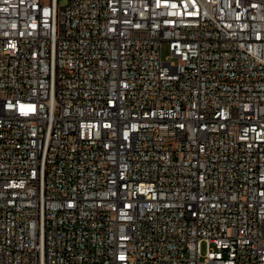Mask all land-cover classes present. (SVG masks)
<instances>
[{
  "label": "built area",
  "instance_id": "2783aa9c",
  "mask_svg": "<svg viewBox=\"0 0 264 264\" xmlns=\"http://www.w3.org/2000/svg\"><path fill=\"white\" fill-rule=\"evenodd\" d=\"M0 264H264V0H0Z\"/></svg>",
  "mask_w": 264,
  "mask_h": 264
},
{
  "label": "rangeland",
  "instance_id": "374dc122",
  "mask_svg": "<svg viewBox=\"0 0 264 264\" xmlns=\"http://www.w3.org/2000/svg\"><path fill=\"white\" fill-rule=\"evenodd\" d=\"M61 2H64V0H60ZM169 54L168 48H167V44L165 42L162 43V47H161V57L165 58L166 55ZM204 249V244H202V250Z\"/></svg>",
  "mask_w": 264,
  "mask_h": 264
}]
</instances>
